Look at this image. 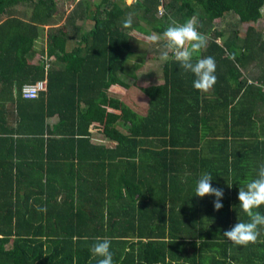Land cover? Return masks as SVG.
I'll return each mask as SVG.
<instances>
[{
    "label": "trees",
    "instance_id": "trees-1",
    "mask_svg": "<svg viewBox=\"0 0 264 264\" xmlns=\"http://www.w3.org/2000/svg\"><path fill=\"white\" fill-rule=\"evenodd\" d=\"M56 1L0 0V264H97L90 247L105 237L111 239L113 264H264V228L247 246L223 236L238 220L248 221L239 208V187L255 179L264 164V125L252 130L253 117L264 113V40L252 25L261 18L264 0H132L128 6L123 0H78L54 29L49 20ZM129 14L133 24L126 29L122 22ZM225 15L235 24L216 28ZM194 16L209 41L200 56L216 62V83L209 91L194 89V75L170 58L162 65L163 83L140 89L148 98L142 119L108 95L112 87H129L119 75H128L125 62L135 51L130 32L159 37L173 21L182 24ZM240 25H246L243 32ZM45 27L38 53L35 43ZM249 63L250 83L241 70ZM40 81L44 92L32 100L21 97L22 86ZM239 119L246 125L242 132L234 130ZM123 121L129 124L126 135L115 128ZM93 124L117 146L162 137L164 147H178L187 156L185 168L171 163L175 150H165L159 183L168 190L148 192L145 205L140 189L119 209H108L103 197L96 203L84 199L75 173L86 159L83 146L96 148L88 142ZM211 137L225 145L211 146L206 158L201 143ZM237 137H247L243 148H233ZM51 145L65 152L63 168L72 173L60 193L50 171ZM203 173L212 175L213 188L223 190L219 211L215 196L189 192ZM257 211L264 214V206Z\"/></svg>",
    "mask_w": 264,
    "mask_h": 264
},
{
    "label": "crops",
    "instance_id": "crops-1",
    "mask_svg": "<svg viewBox=\"0 0 264 264\" xmlns=\"http://www.w3.org/2000/svg\"><path fill=\"white\" fill-rule=\"evenodd\" d=\"M136 35L141 37H146L136 32H133ZM136 48V45H135ZM145 49V48H142ZM146 50V49H145ZM135 51H133L134 54ZM138 54L137 52H135ZM202 53V51H201ZM200 53V55H201ZM154 58L148 51L146 54H138V58L134 62H130L128 58L125 62V72H128V75L121 74L119 78L125 81L126 79L130 81L128 88L123 90L119 87H112L108 90V95L118 99L123 105L130 109L133 114L138 118L142 119L146 115L147 111V102L148 98L144 95L140 89L148 88L151 86H159L163 83L162 80V65L156 67L159 57L153 55ZM129 63V64H128ZM127 64V65H126ZM154 66V67H150ZM129 67V68H127ZM253 64L249 63L244 69H241L244 72V75L248 78V83L252 82L250 76ZM152 82V83H150ZM147 83V85H145ZM119 88L122 98H119L116 94H111V89ZM135 89V90H134ZM121 90H123L121 92ZM135 91V93H142V105L135 106L130 100V92ZM138 92H137V91ZM124 92V93H123ZM126 93V94H125ZM137 96H139L137 94ZM140 97V96H139ZM145 101V107L143 108V103ZM114 114H118V111H113ZM52 120V122L50 121ZM47 123L49 125L53 124V119H49ZM154 127H160L161 121L154 119L151 120ZM254 128L252 130H261V126L264 125V113L259 114L258 116L253 117ZM122 123L121 127L116 125L115 128L123 135H126L128 132V123ZM96 127H99L97 124H93V127L89 130V144L96 147L94 149L89 148L87 145L83 146L81 152L86 159L76 167L75 175L81 178V184L78 187L80 194L83 198L99 200L100 197L106 198L108 203V209H119L120 207H125L124 205L119 204H129L131 202L130 193L138 189L143 193V197L140 198V195L136 199L141 200L143 205L149 203L147 201L148 192L152 194H161L163 191L168 190V187L162 186V183H159L161 177L163 176L164 167L163 164L164 156L162 153L165 150H175L177 154H173L171 157V163L175 164L177 167L180 165L185 168V162L187 156L183 155L180 148L178 147H164L166 139L159 136L151 137H139L134 139L136 142L124 144L122 146H117L114 141H109L103 138L102 134ZM218 127H221V124H218ZM246 127L244 120L239 119L237 125H235L234 130L236 132H242L243 128ZM159 130V129H158ZM247 137L234 138V149L243 148L246 145ZM172 143H190V140L180 141L178 139L172 140ZM203 147L201 148V153L207 158L209 156L208 150L211 149V146H216V149L224 147L225 143L221 142L219 138L211 137L210 139H205L201 143ZM100 147L97 148V147ZM189 148L186 149V152H189ZM49 164L50 171L54 172V180L57 178L59 182V187H54L55 191L61 192V183L70 181L72 173L65 171L63 167V160L66 159L65 152L51 145L49 147ZM187 154V153H186ZM185 157V158H184ZM139 184V185H138ZM76 187V188H77ZM125 190H124V189ZM176 190H179L175 186ZM195 189V188H194ZM169 190L174 194L178 191H175L173 187H169ZM190 193H195L193 188L189 187ZM119 193L121 195H119ZM199 201V198H196Z\"/></svg>",
    "mask_w": 264,
    "mask_h": 264
},
{
    "label": "clouds",
    "instance_id": "clouds-1",
    "mask_svg": "<svg viewBox=\"0 0 264 264\" xmlns=\"http://www.w3.org/2000/svg\"><path fill=\"white\" fill-rule=\"evenodd\" d=\"M133 16L129 14L122 22L124 28H131ZM153 40H163V48L160 53V61L167 62L174 59L184 72L194 75L193 88L200 92L209 91L216 83V62L211 56L201 57V51L206 48V37L197 30L196 17L189 18L184 23L173 21L159 37H152ZM213 179L210 173L201 174L196 187L195 196L205 197L213 195L216 200L213 202L214 210L219 211L223 205L220 202L223 197V190L213 188L210 181ZM229 186V185H228ZM231 187V186H229ZM239 208L248 217L247 222H238L223 236L236 246H247L257 242L260 236V229L264 228V214L257 209L264 206V164L259 166L257 177L239 187L238 192ZM36 211L46 212V208L36 206ZM75 240V238H74ZM110 238H97L90 247V253L97 259V264H113V255L110 251Z\"/></svg>",
    "mask_w": 264,
    "mask_h": 264
},
{
    "label": "rangeland",
    "instance_id": "rangeland-1",
    "mask_svg": "<svg viewBox=\"0 0 264 264\" xmlns=\"http://www.w3.org/2000/svg\"><path fill=\"white\" fill-rule=\"evenodd\" d=\"M96 1L97 0H90L91 3L92 2H96ZM131 1L132 0H123V4L125 6H128V5H130ZM134 2H135V0H134ZM73 5H74V0H57L56 3H55V11H54V13L52 14V16H51V18L49 20V25L52 26V28H54V29L56 27L61 26L63 21L65 20L66 16L68 15L69 10L72 9L71 7H73ZM235 22L236 21H235L233 16L225 15L222 20H216L214 25H215L216 28L217 27L220 28V29H224L225 28V30H228L227 26L231 27L232 24L233 25L235 24ZM252 25H253V27L255 29H257L258 31L261 32L262 38L264 40V6H263L262 11H261V18L255 24H252ZM88 28L89 27L87 25L83 26L84 30H87ZM245 28H246V25H240V26H238L237 29L240 32H243ZM46 29H47V27L41 29V31L39 32L38 39L36 40L35 50L38 53H39L40 50H42L44 48ZM129 35L132 36L134 38V40L136 41V44H133V50H135V52H137L138 54H140V53L146 54V52L148 51V54H150L152 56V58H154L153 55H156L157 57H160L161 48H159L158 45H156V44H160L161 41L159 40L157 42V41L152 39V37H157V35L155 33H152L149 37H147V36L146 37H141L140 35H136L133 32H130ZM226 36H227V34L225 33L222 38L217 40V43H221V41H223L226 38ZM206 40H207V44H208L209 41H208L207 38H206ZM69 45H70V43H68V46ZM135 45H136V48H135ZM142 48H145L146 50L142 49ZM135 52H134V54L129 56L130 62H134V61L137 60L138 54H136ZM38 53L34 56L33 60H37V58L39 57ZM32 61H30V62H32ZM162 63L163 62H161L160 59H159V61L157 62L158 66H156V67H160ZM150 67H154V66H150ZM127 68H129V67H127ZM125 81L127 83H130V81H128L127 79ZM150 83H152V82H150ZM145 85H147V83ZM110 91H111V94H115V95L117 94L119 98H122V95L120 93V89L119 88H114V89H111ZM122 91L123 90H121V92ZM137 94L140 97L137 96ZM128 95H130V100L135 106H139L140 107L142 105V101H143V99L141 98L142 97V93L141 94L140 93H135V91L132 90L130 92V94H128ZM142 107L143 108L145 107V101H144ZM50 122H52V120Z\"/></svg>",
    "mask_w": 264,
    "mask_h": 264
},
{
    "label": "built area",
    "instance_id": "built-area-1",
    "mask_svg": "<svg viewBox=\"0 0 264 264\" xmlns=\"http://www.w3.org/2000/svg\"><path fill=\"white\" fill-rule=\"evenodd\" d=\"M78 0H74V3ZM45 91V81L36 82L34 84L24 85L21 87V97L25 100H32L37 97L40 92Z\"/></svg>",
    "mask_w": 264,
    "mask_h": 264
}]
</instances>
